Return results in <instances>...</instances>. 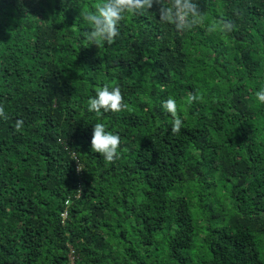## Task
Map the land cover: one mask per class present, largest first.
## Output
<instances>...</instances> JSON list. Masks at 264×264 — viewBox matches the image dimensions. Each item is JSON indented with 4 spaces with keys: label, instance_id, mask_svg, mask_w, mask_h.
Masks as SVG:
<instances>
[{
    "label": "trees",
    "instance_id": "obj_1",
    "mask_svg": "<svg viewBox=\"0 0 264 264\" xmlns=\"http://www.w3.org/2000/svg\"><path fill=\"white\" fill-rule=\"evenodd\" d=\"M100 2L0 0V264H264V0H199L183 32L154 3L94 45ZM105 85L124 110H88ZM96 123L121 137L114 162Z\"/></svg>",
    "mask_w": 264,
    "mask_h": 264
},
{
    "label": "clouds",
    "instance_id": "obj_2",
    "mask_svg": "<svg viewBox=\"0 0 264 264\" xmlns=\"http://www.w3.org/2000/svg\"><path fill=\"white\" fill-rule=\"evenodd\" d=\"M154 3L159 5L157 9L159 21L173 25L178 32L192 29L204 21L199 0H169L167 4L163 0H101L94 10L84 14L83 19L91 27L90 30L82 33V37L89 44L95 45L103 41L110 45L119 35L118 25L125 18V14H136L141 10L150 9ZM214 27L225 33L236 28L233 22L224 18L217 19ZM212 30V28L209 29V31ZM254 95L259 102L264 103V87L255 92ZM198 99L199 97L191 92L187 94L189 103ZM161 104L162 108L173 117L171 132L178 134L182 127V120L178 115L176 100L170 97L162 101ZM87 107L89 111L101 115V110L120 112L126 108V104L118 86L110 90L105 85L97 89L94 96L89 97ZM0 118L8 119L2 105H0ZM22 126L23 121L16 120L15 129L20 131ZM120 143L121 137L106 131L104 124L96 123L93 125L90 141L92 152L103 156L107 162H114L118 158L117 149ZM77 170L79 171L80 168L78 167Z\"/></svg>",
    "mask_w": 264,
    "mask_h": 264
},
{
    "label": "built area",
    "instance_id": "obj_3",
    "mask_svg": "<svg viewBox=\"0 0 264 264\" xmlns=\"http://www.w3.org/2000/svg\"><path fill=\"white\" fill-rule=\"evenodd\" d=\"M78 167L80 168V170L78 171L77 169H78ZM76 170H77V172L79 173L80 171H81V166H80V164L78 163V161H76ZM62 216L63 217H65L66 216V213L64 212V213H62ZM71 259H73V257L71 256Z\"/></svg>",
    "mask_w": 264,
    "mask_h": 264
}]
</instances>
